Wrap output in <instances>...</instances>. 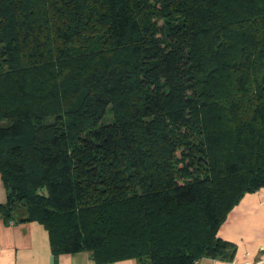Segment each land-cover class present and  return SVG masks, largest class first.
Wrapping results in <instances>:
<instances>
[{
    "label": "trees",
    "instance_id": "trees-1",
    "mask_svg": "<svg viewBox=\"0 0 264 264\" xmlns=\"http://www.w3.org/2000/svg\"><path fill=\"white\" fill-rule=\"evenodd\" d=\"M0 175L55 254L227 258L264 187V0H0Z\"/></svg>",
    "mask_w": 264,
    "mask_h": 264
},
{
    "label": "crops",
    "instance_id": "crops-1",
    "mask_svg": "<svg viewBox=\"0 0 264 264\" xmlns=\"http://www.w3.org/2000/svg\"><path fill=\"white\" fill-rule=\"evenodd\" d=\"M7 190L0 175V203ZM219 236L232 242L227 258H203L199 264H255L264 260V187L247 194L222 223ZM0 264H98L90 252L53 251L47 230L38 222L7 223L0 214ZM105 264H139L134 258Z\"/></svg>",
    "mask_w": 264,
    "mask_h": 264
},
{
    "label": "built area",
    "instance_id": "built-area-1",
    "mask_svg": "<svg viewBox=\"0 0 264 264\" xmlns=\"http://www.w3.org/2000/svg\"><path fill=\"white\" fill-rule=\"evenodd\" d=\"M255 264H264V260H263V261H261V262H259V263H255Z\"/></svg>",
    "mask_w": 264,
    "mask_h": 264
}]
</instances>
